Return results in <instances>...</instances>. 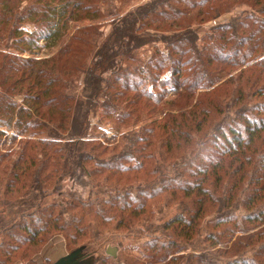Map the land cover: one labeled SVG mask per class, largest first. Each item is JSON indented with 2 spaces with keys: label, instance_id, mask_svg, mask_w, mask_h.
<instances>
[{
  "label": "trees",
  "instance_id": "obj_1",
  "mask_svg": "<svg viewBox=\"0 0 264 264\" xmlns=\"http://www.w3.org/2000/svg\"><path fill=\"white\" fill-rule=\"evenodd\" d=\"M113 3L0 0V264L108 233L143 259L95 264H264V227L247 236L264 224V0ZM82 178L88 197L63 189ZM203 231L218 257L176 255Z\"/></svg>",
  "mask_w": 264,
  "mask_h": 264
},
{
  "label": "rangeland",
  "instance_id": "obj_2",
  "mask_svg": "<svg viewBox=\"0 0 264 264\" xmlns=\"http://www.w3.org/2000/svg\"><path fill=\"white\" fill-rule=\"evenodd\" d=\"M147 0H114L113 4H116V8L118 7L119 10L121 11L122 14L127 13L128 11L135 9L138 7V5L145 3ZM243 8L236 9L232 13L224 14L221 17L214 19L208 23H206L204 26L208 27L211 25H215L217 23H222L230 19L231 15L234 13H239ZM109 19H106L102 21L105 26H103V30L105 33H108L110 31L111 26L109 23H107ZM75 27V23H71L70 29L72 30ZM24 28L28 30H33L34 26L31 24H25ZM156 48H159L160 50H166V45L164 43H158ZM53 48V47H52ZM151 47L147 46L146 48H143L142 50H138V54L141 56H148L150 54ZM152 50V49H151ZM51 48L46 49L41 53V56L45 57L46 55L51 54ZM175 90H172L167 94V98L173 97V93ZM198 94V92H197ZM92 124L96 128H93V135L97 136V139H103L109 138L112 139L114 137L115 131L112 129L113 127L109 123L102 122L99 116L93 117L92 118ZM7 131V129H6ZM97 132V133H96ZM20 138L16 140V143L12 146H10L11 142L7 141L5 145H2L1 152H9L10 150H13L19 141ZM87 179V178H86ZM85 178L78 179V180H73V179H67L64 183V190L69 193V192H77V195L79 197H88L89 192L91 190V187L87 185V180ZM48 201H58V202H65L64 196L58 194V195H51L47 198ZM247 225H251L248 224ZM264 227V224L259 225L257 227H252V226H247V236H249L252 233H255L261 228ZM240 233H237L233 236L232 240L229 241L228 247L232 244V242L236 239V237ZM206 236V231H203L200 233V236L196 239L195 241V248H184V251H181L177 253L176 255L180 253H188V252H193V253H200L201 250L203 249H210V251L214 252V254L218 257L219 254H221V249H219V246L215 248H210L208 242L205 239ZM137 240V241H136ZM126 239V240H121L120 237H116V234H105L99 236L95 242H92L89 246L86 247V249H83L80 251L72 260L71 264H95L98 259H101L102 257L104 258L105 256H109L111 258H118L119 255L121 254L122 251H125L124 253L132 254L133 256H138L141 259H143V256L145 252H143L145 249L142 248V246L138 245V242L142 243V240L139 239ZM1 242V240H0ZM220 250V251H219ZM69 250L66 247L65 239L63 236L59 235L51 240L48 241L47 244L44 245L43 249L41 252H39L36 255L37 258V264H53L58 258L65 256L68 254ZM117 256V257H116ZM116 257V258H115ZM17 262L14 263H9V264H27V260H20L18 257L14 259Z\"/></svg>",
  "mask_w": 264,
  "mask_h": 264
},
{
  "label": "water",
  "instance_id": "obj_3",
  "mask_svg": "<svg viewBox=\"0 0 264 264\" xmlns=\"http://www.w3.org/2000/svg\"><path fill=\"white\" fill-rule=\"evenodd\" d=\"M82 249L76 250L71 254H66L65 256H62L58 258L53 264H71V260L80 252Z\"/></svg>",
  "mask_w": 264,
  "mask_h": 264
},
{
  "label": "crops",
  "instance_id": "obj_4",
  "mask_svg": "<svg viewBox=\"0 0 264 264\" xmlns=\"http://www.w3.org/2000/svg\"><path fill=\"white\" fill-rule=\"evenodd\" d=\"M17 264H21V262L20 263H17Z\"/></svg>",
  "mask_w": 264,
  "mask_h": 264
}]
</instances>
